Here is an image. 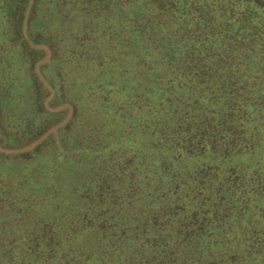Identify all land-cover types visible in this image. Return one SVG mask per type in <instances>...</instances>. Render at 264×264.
Wrapping results in <instances>:
<instances>
[{"label": "trees", "instance_id": "trees-1", "mask_svg": "<svg viewBox=\"0 0 264 264\" xmlns=\"http://www.w3.org/2000/svg\"><path fill=\"white\" fill-rule=\"evenodd\" d=\"M0 264H264V0H0Z\"/></svg>", "mask_w": 264, "mask_h": 264}]
</instances>
